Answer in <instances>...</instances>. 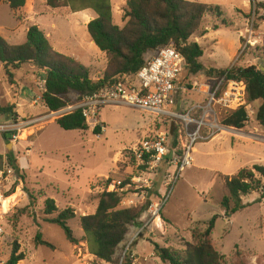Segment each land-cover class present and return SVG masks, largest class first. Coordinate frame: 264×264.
Returning <instances> with one entry per match:
<instances>
[{
	"label": "rangeland",
	"instance_id": "374dc122",
	"mask_svg": "<svg viewBox=\"0 0 264 264\" xmlns=\"http://www.w3.org/2000/svg\"><path fill=\"white\" fill-rule=\"evenodd\" d=\"M111 1L114 22L123 26L128 0ZM192 1L212 6L200 29L190 38L203 47L200 61L206 68L255 65L264 71V0ZM95 16L92 9L73 12L66 6L52 8L46 0H27L23 11L13 12L5 0H0V35L8 38L11 44H21L26 41L29 26L40 24L48 28L47 24L54 20L55 40H64L72 46L76 40L72 33L75 19L83 17L88 23ZM76 35L80 41L72 50L89 64L94 80L102 78L108 63L106 54L97 46L99 51L90 49L87 29ZM2 65L0 63V70L8 79ZM13 74V85L9 79L10 84L0 85L3 90L0 105H13L14 112L11 117L0 115V124L8 126L0 131V154L3 166L11 154L19 169L10 164L15 172L11 191L17 193V198L4 220L0 264H7L16 245L25 254L17 264H120L126 251L131 253V264H165L154 253V243L184 250L187 242L196 241L192 229H204L215 214L220 217L212 238L217 249L226 256L224 264H237L242 260L245 264H264V197L259 192L244 196V202L250 205L231 218L224 216L221 205L223 196L228 194L227 175L236 174L244 167L251 169L254 164L264 165V127L256 117L261 101L246 105L248 121L244 128L233 127V133L195 143L194 162L183 171L168 195L159 219L144 227L149 220L146 205L161 203L158 192L166 193L161 187L162 180L156 183L154 193H148L144 201L131 205L143 206L144 211L117 248L114 262L108 263L89 251L80 217L96 211L99 196L105 190L114 191L111 185L119 180L129 182L132 175L138 174L130 150L146 135L165 129L163 119L130 106L107 105L100 110L101 134H95V127L90 125L87 130H65L56 123L61 116H49L51 110L42 99L36 101L43 71L33 64H24L13 70ZM217 79L214 72L191 74L185 67L178 79L181 89L177 109L187 111L205 105L208 96L200 90V84H213ZM237 83L242 94L240 104L246 92L245 85ZM72 98L76 99L77 95L73 93ZM34 117L41 119L32 125L25 124ZM11 130L12 135L9 134ZM182 140L185 142V138ZM137 191L142 192L141 189ZM120 195V206L130 207L127 200L130 192ZM47 198H53L58 208L52 214H45ZM66 208H72L76 214L68 224L79 239L77 244L70 243L63 230L49 221ZM38 232H42L43 239L54 248L37 245Z\"/></svg>",
	"mask_w": 264,
	"mask_h": 264
},
{
	"label": "trees",
	"instance_id": "16d2710c",
	"mask_svg": "<svg viewBox=\"0 0 264 264\" xmlns=\"http://www.w3.org/2000/svg\"><path fill=\"white\" fill-rule=\"evenodd\" d=\"M10 9L23 11L27 0H5ZM52 8L69 7L78 12L92 9L96 16L87 24V31L96 46L106 54L108 63L104 76L98 80L92 78L89 66L76 58L57 51L49 37L36 24L27 29L26 41L11 44L0 35V63L5 67L9 81L13 84V70L24 64H33L43 70L46 78V91L42 101L49 110L55 111L69 103L79 100L87 94L110 86L121 76L136 74L147 61L148 53L161 47L173 45L186 59V68L191 74L200 72L216 73L218 78L242 82L246 96L239 106L223 115L221 121L227 126L242 129L248 121L246 105L249 102L261 101L257 111V120L264 127V71L255 65L231 68H206L200 61L204 54L203 47L190 38L200 29L206 13L212 6L192 0H128L124 13L123 26L114 22L111 0H46ZM77 95L76 99L72 94ZM0 115H14L13 105H0ZM57 124L65 130H87L89 128L80 110L63 115ZM165 129L171 132V147L182 153L181 123L175 125L164 123ZM191 130L195 125L190 126ZM101 126L94 128L95 134H101ZM7 137V133H5ZM7 161L16 170L15 158L9 154ZM3 167V156L0 154V168ZM225 185L228 194L224 195L221 205L225 217L248 207L243 197L252 192H259L264 197V165L254 164L241 168L236 174L227 175ZM12 193V191H11ZM122 196L115 191L105 190L99 196L96 211L80 217L89 251L98 259L108 263L114 262L117 248L128 235L130 226L139 221L144 211L141 207H122ZM53 198L45 201V214L57 211ZM76 216L72 208H66L49 221L58 225L70 243L77 244L79 239L74 235L68 221ZM220 215H213L204 229H192L195 242H187L184 250H177L154 243V253L165 264H224L222 254L212 238V232ZM37 245L54 248V245L43 239L42 232L35 237ZM19 245L14 246L7 264H17L25 258ZM128 251L120 264H131ZM243 256V255H242ZM237 264H245L239 261Z\"/></svg>",
	"mask_w": 264,
	"mask_h": 264
},
{
	"label": "built area",
	"instance_id": "2783aa9c",
	"mask_svg": "<svg viewBox=\"0 0 264 264\" xmlns=\"http://www.w3.org/2000/svg\"><path fill=\"white\" fill-rule=\"evenodd\" d=\"M185 67V57L173 45L161 47L149 54L146 63L133 76H121L110 86L87 94L49 114L51 117H57L80 110L88 125L96 127L102 125L100 117L102 107L125 105L161 117L163 123L167 121L175 125L181 123L180 131L185 138V142L181 140L182 153L178 152V148L171 147L169 130L163 129L155 134L146 135L130 150L136 161L138 174L132 175L129 182L119 180L111 185L119 194L130 192L131 197L127 200L131 206L137 205L140 200L144 201L148 193H154L156 183L162 180L161 187L165 188L166 193L163 195L158 192L161 203L152 202L146 205V216L149 220L144 227L148 222L160 218V211L168 195L181 178L183 171L193 164L195 143L199 140H213L225 131H235L233 127L223 124L221 118L239 105L242 94L238 91L237 81L226 79L224 75L213 84H200V90L208 96L206 104L180 111L177 109L178 92L181 89L178 79ZM38 88L40 95L36 101L42 99V94L46 91L44 73L38 81ZM40 119L30 118L25 124L32 125ZM191 125H195L193 130L190 128ZM7 128V125L0 124V131ZM9 134L12 135L13 130ZM14 176V168L9 163L0 168V242L5 232L4 220L12 209L10 203L6 210L4 203L12 194ZM138 189L142 192L139 193Z\"/></svg>",
	"mask_w": 264,
	"mask_h": 264
},
{
	"label": "crops",
	"instance_id": "0c3cea01",
	"mask_svg": "<svg viewBox=\"0 0 264 264\" xmlns=\"http://www.w3.org/2000/svg\"><path fill=\"white\" fill-rule=\"evenodd\" d=\"M8 4V3H7ZM96 15V14H95ZM83 17H78V18H76L75 19V25H76V27L74 28V29H72V33H73V35L76 37V40H75V44L74 45H78V43H79V38L77 37V33L81 30V31H83V30H85V29H87V24L88 23H86V22H84V19H82ZM80 23L82 24V25H80ZM48 26V28H45V27H43L42 25H38L44 32H45V34L49 37V39H50V41H51V43H52V45L54 46V48L57 50V51H59V52H61V53H64V54H66V55H70V56H72V57H74V58H76L77 60H79L80 62H82L84 65H86V66H89V64L85 61L84 62V60H83V58H82V56L81 55H78L77 53H75L74 52V49L72 50V46H74V45H70V44H67V42H63V41H60V39L59 40H55V38H54V36H53V34H52V32H53V30H55V26H56V23L54 22V20H52V21H50L48 24H47ZM78 28V29H77ZM80 28V29H79ZM28 29V28H27ZM0 33L2 34V32L0 31ZM26 34H27V31H26ZM2 36V35H1ZM4 37V36H3ZM55 37H57V36H55ZM7 41H8V38H6V37H4ZM89 41H90V49L91 50H98L97 48H96V44L94 43V41L91 39V37H90V35H89ZM81 45H83L81 42H80V47H81ZM72 50V51H71ZM77 50V49H76ZM99 51V50H98ZM149 54L150 53H148V55H147V57L149 56ZM3 66V65H2ZM36 67V66H35ZM90 67V66H89ZM3 69H5L4 68V66H3ZM2 70V69H1ZM1 70H0V73H1V76H0V85H3V84H5V83H9L10 84V82L8 81V79H6V76L4 75V71H2L1 72ZM41 70V69H40ZM43 71V70H42ZM43 73H45L44 71H43ZM13 85V84H12ZM2 96H3V90H2V88H0V99L2 98ZM34 102V101H33ZM102 121H103V119H101ZM57 123V122H56ZM247 203V202H246ZM247 208V207H246ZM164 215H165V217L166 218H168V219H170L169 218V216L167 215V213H164ZM234 215V214H233ZM232 215V216H233ZM231 216V217H232ZM230 217V218H231ZM171 220V219H170Z\"/></svg>",
	"mask_w": 264,
	"mask_h": 264
},
{
	"label": "bare ground",
	"instance_id": "6f19581e",
	"mask_svg": "<svg viewBox=\"0 0 264 264\" xmlns=\"http://www.w3.org/2000/svg\"><path fill=\"white\" fill-rule=\"evenodd\" d=\"M229 134V133H233V132H230V131H225V132H223L222 134ZM20 192V191H19ZM22 194V193H21ZM16 198H17V193H14V194H12L9 198H7V200L5 201V203H4V208L7 210V208H8V206H9V204L11 203V205L13 206L14 205V202H15V200H16Z\"/></svg>",
	"mask_w": 264,
	"mask_h": 264
}]
</instances>
